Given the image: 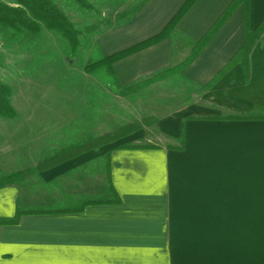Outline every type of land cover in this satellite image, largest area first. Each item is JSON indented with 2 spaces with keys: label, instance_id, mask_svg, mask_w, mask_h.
Segmentation results:
<instances>
[{
  "label": "crops",
  "instance_id": "crops-1",
  "mask_svg": "<svg viewBox=\"0 0 264 264\" xmlns=\"http://www.w3.org/2000/svg\"><path fill=\"white\" fill-rule=\"evenodd\" d=\"M185 1L148 0L97 37L100 55L157 35ZM231 1L197 0L164 41L115 63L121 90L182 63ZM263 20L264 0H249L247 21L239 7L179 76L205 89ZM184 42L190 53L180 56ZM154 127L158 144L123 142L135 131L37 173L44 184L71 182L95 167L84 180L105 176L106 191L44 198L22 183L0 188V264H264V33L246 73L232 65L199 102Z\"/></svg>",
  "mask_w": 264,
  "mask_h": 264
},
{
  "label": "rangeland",
  "instance_id": "rangeland-1",
  "mask_svg": "<svg viewBox=\"0 0 264 264\" xmlns=\"http://www.w3.org/2000/svg\"><path fill=\"white\" fill-rule=\"evenodd\" d=\"M51 1L79 32L78 54L68 58L64 40L54 32L43 30L38 36L10 43L0 34V80L11 87V104L16 111L14 119L0 118V177L25 172V177L14 184L22 183L19 186L35 197L63 196L77 186L106 191L105 176L88 184L84 180L95 167L70 174L71 182L44 184L32 166L38 159L131 124L141 129L123 142L143 147L150 145L148 141L158 144L157 120L199 102L206 89L174 75L136 95L121 97L108 84L104 72L89 75L83 67L89 59L102 57L96 47L97 37L121 26L107 22L142 0H87L91 10H77L73 0ZM0 2L15 7L14 0ZM190 48L184 42L178 55L187 56ZM150 121L151 125H146Z\"/></svg>",
  "mask_w": 264,
  "mask_h": 264
},
{
  "label": "trees",
  "instance_id": "trees-1",
  "mask_svg": "<svg viewBox=\"0 0 264 264\" xmlns=\"http://www.w3.org/2000/svg\"><path fill=\"white\" fill-rule=\"evenodd\" d=\"M197 0H186L175 15L169 20L163 30L157 35L133 45L125 50L119 51L109 57H98L89 59L83 70L86 74L96 75L98 72H104L108 84L118 91L120 96L128 97L133 95L152 84L170 78L174 75L184 73L195 58L205 49L213 40L216 34L220 31L223 25L233 15V13L242 7L244 11L245 22L248 19V4L249 0H232L215 23L210 27L207 33L196 42L191 50L190 55L179 65L173 68L160 70L151 77L140 81L134 85L121 90V85L114 71L113 65L133 54L143 51L153 45L164 41L171 31L176 27L178 22L187 13ZM15 7L8 6L0 2V34L3 39L13 42L15 40H25L28 36H38L43 30L59 34L64 40V52L68 58L77 56L80 46L79 32L74 25L67 19L64 12L51 0H14ZM77 5V10H91L92 6L87 0H73ZM148 0L133 6L123 12L115 15L112 21H108V25L124 24L139 12ZM264 33V20L259 24L255 31L250 32L248 27L244 31V43L227 66L211 81L205 89L212 86L216 80L232 65L240 63L246 73L248 70V56L255 45ZM12 89L10 86L0 80V118L14 119L16 111L11 104ZM235 119V118H231ZM153 121V120H152ZM152 121L146 122V125H151ZM141 129L139 125H128L119 128L111 133L101 135L90 139L87 142L63 149L56 155L45 159L36 167V171H45L54 168L65 161H69L79 155L98 149L103 145L111 144L122 137H126L131 133ZM25 172L0 177V188L7 185H12L15 182L21 181L25 177ZM20 215V213L18 214ZM10 223V222H6Z\"/></svg>",
  "mask_w": 264,
  "mask_h": 264
}]
</instances>
